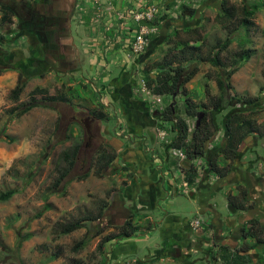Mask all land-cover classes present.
<instances>
[{"label":"rangeland","instance_id":"rangeland-1","mask_svg":"<svg viewBox=\"0 0 264 264\" xmlns=\"http://www.w3.org/2000/svg\"><path fill=\"white\" fill-rule=\"evenodd\" d=\"M222 1L58 0L57 5L64 2L69 7L75 5L70 17V40L60 41V44L72 52L75 68L81 65V70L66 73L69 70H56L60 59L65 68L66 57L62 50L58 52L50 47L45 51L42 47L44 41H56L49 37V30L56 29V25L50 20H47L48 24L43 18V14L51 15L48 11L51 3L45 10L40 5L45 0H0V5L13 7L16 2L12 23L9 27L0 26V32L11 34L6 38L8 40L0 39V193L16 190L10 199H0V264H185L176 258L180 255L176 248L169 252L171 257L156 254L164 247V234L156 228L159 225L157 220L162 219L167 211L193 218L194 235L189 238L201 243V249L212 244V249H218L215 239L218 243V239L228 244L236 242L240 222L235 226L229 220V216L233 218L235 215L230 209L228 195L238 196L239 184L247 185L251 192L250 207L243 215L245 221L256 217L261 219V228L264 226V138L256 134L248 136L232 162V171L225 177L211 173L207 163L209 157L226 143L223 123L226 115L234 110H258L255 113L258 122L264 119V91L261 89L264 87V0H228L235 6V17L230 20L223 16ZM184 2L197 11L194 14L183 12L181 4ZM245 7L255 8V24L250 28L243 22ZM152 8L153 17L146 21L152 31L146 35L144 51L137 53L134 51V35L141 27L134 16L136 13L145 15ZM164 13L170 16L166 20L162 19ZM190 37L199 38V41L189 40ZM228 39L230 46L221 53L224 65H216L211 58L217 51V43L222 45ZM182 40L200 46L191 53L186 51L187 60L183 62L188 70L196 65L198 72L178 94L165 93L162 96L153 93L144 78L145 70H152L151 74L155 76V68L166 66L164 63L171 59L172 66H177L182 54L175 44ZM242 49L249 50L252 55L240 62L238 71L229 79L234 89H222L217 81L226 78L233 62L240 58ZM44 63L46 67L42 65ZM124 63L130 75L118 95L134 102L132 106H126V114L122 111L121 99L113 101L115 91L108 81L119 76ZM20 71L26 86L19 100H15L11 91L17 84ZM122 78L126 79L127 74L122 73L113 79L117 88H120ZM126 88H129L128 93L124 90ZM61 92L76 109L90 111L101 103L106 105L102 143L103 146L112 144L119 156L101 175L96 173V168L102 149L91 153L83 147L80 160L76 162L77 168L69 169L68 155L84 136L81 128L71 126L66 138L61 132L59 138L63 140L53 143L61 112L46 96ZM237 96L261 98L248 106L238 103ZM187 98L196 102L201 112L209 111L207 123L213 116L217 124V128L212 126L210 129L214 135L204 144L205 155L193 161L200 171L197 183L193 185L186 182L184 172L192 160L181 151L168 149L174 133L157 128L162 123V112L171 102L178 103L182 116L194 127L198 117L191 118L186 114ZM127 99H124L126 105ZM29 100L35 101L34 107L25 114L20 113L18 104L23 105ZM143 102L148 106L147 110L140 112H144V119L139 120V115L134 116L141 111L140 103ZM155 110L159 112L156 115L153 114ZM147 120L153 125H148L144 134L130 130L131 124L142 122L146 125ZM130 144L132 150L140 154L143 151L152 162L157 171L155 181L162 180L170 193L159 201L158 208L149 211V218V213L144 210L150 204H140V198H134L129 190L137 175L136 170H140L136 163L138 158L133 157L137 153L122 152ZM128 159L133 160L132 166ZM186 159L188 162H184ZM173 160L178 163L172 164ZM147 168L148 172L151 168ZM66 170H70L68 176L59 182ZM86 170L88 174L84 175ZM137 180L141 181L140 178ZM168 182L179 188L177 194L170 190ZM191 191H194L193 197ZM196 193L200 196L196 197ZM203 201L214 205V214L228 223L229 226L223 227V236L217 237L218 228L212 225L204 231L196 229L207 226L204 224L211 218L210 213L196 215ZM87 215L91 218L83 221V227L71 233L63 232L64 224ZM239 217L234 220L239 221ZM131 218L138 226L137 235L113 238L105 243L103 250L99 248L107 236L119 235L120 226ZM81 239H85V244L76 250ZM251 255L252 264H257L264 255V243L256 252L251 250ZM215 259L197 250L191 260L193 264L222 263L218 257Z\"/></svg>","mask_w":264,"mask_h":264},{"label":"trees","instance_id":"trees-1","mask_svg":"<svg viewBox=\"0 0 264 264\" xmlns=\"http://www.w3.org/2000/svg\"><path fill=\"white\" fill-rule=\"evenodd\" d=\"M222 11L223 16L226 20H230L235 17V6L230 5L228 3V0L222 1ZM257 7V6H255ZM181 9L183 12H188L189 14H194L196 12L195 7H191L187 3L181 4ZM3 11V15H2ZM244 24L245 27L250 28L253 27L255 22L253 20V16L255 14V8L248 9L247 7L244 8ZM0 24L9 23L12 21V17L15 15V11L10 8V6L6 5H0ZM170 16L167 13H164L162 15V19L166 20ZM177 32V31H176ZM0 39H5L3 35L0 34ZM50 41V38L47 39ZM189 40H195L196 42L199 41V38H192L190 37ZM182 40L178 41L175 46L177 49L181 52V62L177 66H172L173 61L172 59L165 62L164 65L166 66H158L155 68V76H152V70L148 69L145 70L144 78L149 83V86L151 87V90L155 94H159L164 96L165 93H172V94H178L180 89L184 87L186 83L191 81L193 77L198 72V67L195 65L192 69L188 70L186 66L183 64L184 61L187 59L186 57V51L191 53L193 50L199 49L200 46L194 45V44H188L190 41ZM181 45H184L181 47ZM230 46V39L226 41L224 44H220V42L217 43L216 46V53L211 58L212 62L216 65H224L222 59H221V53L224 50H227ZM43 47V46H42ZM242 52H240V58L235 60L233 62L232 68L228 71L226 78L220 79L217 81L219 86L224 89L233 88L232 83L229 81V79L236 73L239 69L240 62L243 60L248 59L251 57L252 53L249 50L242 49ZM32 55V54H31ZM179 60V58H177ZM177 59L175 61H177ZM35 60V59H34ZM36 61V60H35ZM44 67H46V63L42 64ZM49 66V65H47ZM25 81H24V75L22 73L19 74L18 81L16 86L12 89L11 93L15 100H19L20 94L25 89ZM234 89V88H233ZM262 92L264 91V87H261ZM184 91L185 89L182 88ZM46 98L50 100L54 99H60L64 101L70 100L67 98L66 94L64 92H61L59 94H53L48 95ZM260 96H245V97H236L235 100L238 103H242L244 105H254L257 103V101L260 100ZM218 101V100H217ZM71 103V102H70ZM35 101L29 100V102L25 104H18V107L20 108L19 112L22 114H25L28 112L32 107H34ZM199 106L191 100L190 98H187L186 104H185V112L188 115V117L196 118L195 126L191 127V124L189 120H187L186 117L182 116V111L178 105V103L171 102L169 103V106L166 107V109L162 112V118L161 124L157 125L158 129H162L165 132L172 131L174 133V138L171 140V142L168 143V149H176L178 151H181L184 155H186L187 158L191 159L192 162L191 165L184 169L186 175L185 180L189 184L193 185L197 183V177L199 175V169L196 166V164L193 162L194 159L199 158L200 156L205 155V149L204 144L205 142L214 135L213 131L210 130L212 126H215L217 128V124L214 121V118L210 119V122L207 123L208 115L210 114L209 111H203L201 112L199 109ZM105 110L106 105L101 103L98 108H95V110H90V112L100 118L104 119L105 117ZM258 110H253L250 112H244L240 110H234L230 112L223 120L224 127L226 129V143L224 146H222L218 152H215L212 156L209 157L208 160V168L209 171L213 174H215L217 177H225L232 171V162L235 160V158L238 155V151L240 148V145L242 142L252 134L259 135L261 138H264V119L263 122H258V119L255 116V113H257ZM201 113H204L203 117H201ZM213 113V111H212ZM81 147V143L76 144L73 149L71 150V153L68 155L69 158V169H72L76 163L78 151ZM107 147V150L105 149ZM101 149L103 150L100 154V156L97 159V168L96 173L99 175L102 174V172L109 167L115 159L119 156L118 152L116 151V148L110 144L107 143L103 147L101 146ZM99 152V151H98ZM152 155L153 153L150 152ZM150 158V157H149ZM153 160V159H151ZM224 160L225 162L222 163L221 161ZM188 162V160H184V162ZM172 164H177L178 162L176 160H173L171 162ZM125 169H127V166H123ZM70 170L63 171L59 182H61L65 176L68 175ZM87 175V174H86ZM238 188V196H233L235 194H229V204L230 207H232L233 210H246L250 206H248L249 201V193L250 190L247 185H241L239 184L237 186ZM16 193L15 189H10L4 192L0 193V199L3 201H6L10 199L14 194ZM240 196V197H239ZM91 218L90 215L87 216H81L80 218L76 220H72L70 222H67L63 225V232L64 233H71L81 227H83V221ZM120 233L119 235H113V236H107L103 239V241L100 243L99 248L103 250L104 245L107 241H110L113 238L121 239V238H131L134 235H137L138 232V226L135 224L133 219H127L121 226H120ZM242 239L243 242L239 244L237 247H230L229 245L221 244L218 249H212L211 246H208L206 248L205 252L206 254H209L210 257L219 256V259L222 261V264H252L253 258L250 254V250H257V247L259 244L264 243V226L261 228V219L259 218H252L250 219L245 225L242 226ZM254 239V241H253ZM85 244V239H81L77 242L75 248L76 250L83 247ZM264 256V255H263ZM262 256V257H263ZM261 260H259L258 264H264V257Z\"/></svg>","mask_w":264,"mask_h":264},{"label":"crops","instance_id":"crops-1","mask_svg":"<svg viewBox=\"0 0 264 264\" xmlns=\"http://www.w3.org/2000/svg\"><path fill=\"white\" fill-rule=\"evenodd\" d=\"M111 25L113 27V23H111ZM111 50L113 52V47H111ZM80 66H78L75 69L69 70L66 73H70L71 71L75 72V71L81 70ZM125 66H126V63H124V65L121 69V73L119 74L118 77L111 78L108 81H111L113 91H115L113 93V95L116 96V98H113V101H118L121 99L120 102L122 103V107H123L122 111H123V113L126 114V112H125L126 106H132L134 102L130 99H127L126 97L120 98L118 95L119 92H121L120 90L123 87L122 85L125 83L127 84V82H128L127 80L129 78V75H130V73L127 71V69H125ZM62 71L64 72V70H61V72ZM122 73H126L127 78L126 79L125 78L120 79V88H117L113 84L114 83L113 79L119 78ZM124 90H126V92H127V90H129V88L128 89L126 88ZM124 99L128 100L127 105L124 103ZM140 106H141V111L139 110L138 114H135L134 117L136 118L137 117L136 115H139L140 116L139 120H142V119H144V116L142 115V114H144V112L143 113H140V112L147 110L148 105L146 102H143V103H140ZM147 121H146L147 122L146 125H144L142 122L131 124L130 130L135 134L139 133V132L144 134L143 130H147L146 127L148 125H153L151 120H147ZM122 143L124 144V141H122ZM130 145H128V147L126 149H124V150L121 149V150L124 154L129 153L131 155L132 153H134V154L137 153L133 157L138 158V161L137 162L135 161V162L139 164L140 170H136L137 175L133 179L131 187L129 190L133 194L134 198H140V204H141V202L144 204H147V205L150 204L148 209L144 210V211H146V213H149V214H147V217L149 218V217H151V214L149 211H152V210H155L156 208H158L159 207V201L164 199L167 196V194H170V193H168L169 190L167 188H164L162 180L159 182L155 181L157 171H156V169H154V167L152 166V162H150V160L147 159V157L145 156L143 151L141 152V154L139 151L135 152L134 150H132L133 148H131L133 145L132 144H130ZM126 158L127 157H125V159ZM127 161H128V163L130 162L131 166L133 165L131 163H134L133 160L128 159ZM151 166L153 168H151ZM147 167L151 168V169H149L148 172H147V169H148ZM148 173H151V174H148ZM137 178H140L141 181H138ZM168 183H169L170 190L171 189L175 190V193L177 194L179 188L176 185H174L172 182H168ZM140 192H141V195H139ZM190 194H191V197H193L195 195L194 191H191ZM199 196H200V193L199 194L196 193V197H199ZM206 204H207L206 201H203V203L199 207V211L196 213V215L199 213L204 215V214H207L208 212H210L211 215L212 214L214 215L213 220L218 222L217 228L220 227L221 225L219 223L222 222L221 217L219 215L214 214L213 211H210V209H208ZM158 218H159V215H158ZM234 219H237V218H232L231 216H229V220L233 221L235 226L237 225L238 222H240L242 225L245 223V218L243 216H240L238 218L239 221L234 220ZM192 220H193V218H189L188 216L182 217L178 214H174V213H171L169 211L166 212L165 216L162 219L157 220V223H159V225H157V223H156V225H157L156 228L161 229V231L164 234V241H163L164 247L160 253L156 252V254L159 256H161L163 254L164 257L165 256L171 257L169 255V252H172V250H174L176 248V252H179V254H180L176 258L181 259L185 264H193L194 262H192V260H191L193 253L196 252L197 250H202L204 252L206 250L201 249L202 244L199 242H196L194 240V238H192V239L189 238V237L194 235L193 230H192L193 228L191 226ZM231 221H229V222H231ZM239 227L241 228L240 225H239ZM217 231H218L220 236H223L225 233L222 229L217 230ZM198 234H200V233L198 232ZM205 255L208 256L209 254H206V252H205Z\"/></svg>","mask_w":264,"mask_h":264},{"label":"flooded vegetation","instance_id":"flooded-vegetation-1","mask_svg":"<svg viewBox=\"0 0 264 264\" xmlns=\"http://www.w3.org/2000/svg\"><path fill=\"white\" fill-rule=\"evenodd\" d=\"M42 2H44V1H42ZM57 2H58V0H54V2H53V0L51 1V0H49V1H47V0H45V3L44 4H40L45 10H46V8H47V6L51 3V6H50V8L48 9V11L51 13V15L48 17V15L46 16V14H43V18H44V20L48 23V24H50V22H51V24H55L56 26H55V28L56 29H51V30H49V37L50 38H55L56 39V41H53V42H50V43H45V41H44V44H43V49L45 50H47L48 48H52V49H58V52L60 51V50H62V54H63V56H65L66 57V59L64 60L65 62H63L64 63V67L65 68H63V66L61 65V59L59 60V61H57L58 62V64H59V69H56L57 71H61L62 69H65L66 71L67 70H72V69H75V63H74V61H75V58H73V54H72V52L71 51H69V50H66L64 47H65V45H62L61 46V44H60V41H62L63 42V40H65V39H69L70 40V36H71V32H69V30H71V22H70V17L72 16V13H73V9H74V3H73V5H70V7H69V5H68V3L67 2H64L63 3V5H61V4H59V5H57ZM55 3V4H54ZM3 5H6V6H10V8H12V10H14L15 11V13H16V2H14V6L15 7H13V6H11V5H7V4H3ZM39 9H36V11H38ZM1 15V14H0ZM2 15H3V11H2ZM1 15V16H2ZM14 17H15V15L12 17V19H14ZM47 20H50V22L49 21H47ZM9 23H12V21L11 22H9ZM9 23H4V24H0V26H4V25H7L6 27H9L8 25H9ZM49 29V28H48ZM65 31V32H64ZM0 34L1 35H3L4 36V38H5V40H8V39H6L7 37H9L11 34H10V32H8V31H6L4 34L2 33V32H0ZM13 34V33H12ZM15 36H16V32H15ZM4 40V39H3ZM65 43V42H64ZM45 50V51H46ZM55 50V51H56ZM74 53V52H73ZM62 54H60V56H62ZM47 58H49L48 56H47ZM53 60V58H51V61ZM49 64V63H48ZM51 64V63H50ZM52 65V64H51ZM52 67H53V65H52ZM20 73H22V71H20ZM25 73V72H24ZM53 95V94H52ZM50 103H55V109H59V111L61 112V118H62V114L63 113H66L65 114V116H64V119L65 120H67V119H69L71 116H73V112L70 110V107H72L75 111H80V110H83V109H76L75 108V106H73L69 101H64V100H60V99H52V100H50L49 101ZM90 112V111H89ZM159 112L158 111H153V114L154 115H156V114H158ZM60 118V119H61ZM98 118V117H97ZM60 119H58V125L55 127V129H56V132H55V134H54V137H53V140H56V141H61V140H63V139H60L59 138V135H60V133L61 132H63L64 133V131H63V129H59V123H60ZM74 125H76V126H78L79 128H81L82 130H83V127L78 123V122H72V123H70L69 124V127H68V129H67V131L69 130V128L71 127V126H74ZM67 131H66V133H65V135H63L64 136V138H66V136H67ZM83 134H84V130H83ZM83 140H84V136H83V139H82V141L81 142H79V143H81V145L83 144ZM78 144V143H77ZM106 144V143H105ZM76 145V144H75ZM74 145V146H75ZM102 147H103V143H102V145H101ZM101 148V147H100ZM100 150V149H99ZM98 150V151H99ZM251 198V197H250ZM210 207L212 208V210L213 211H215V208H214V206L213 205H210ZM226 226H229L228 225V223H226ZM215 238V237H214ZM178 249V248H177Z\"/></svg>","mask_w":264,"mask_h":264},{"label":"water","instance_id":"water-1","mask_svg":"<svg viewBox=\"0 0 264 264\" xmlns=\"http://www.w3.org/2000/svg\"><path fill=\"white\" fill-rule=\"evenodd\" d=\"M70 110L73 112V116L65 120L64 116L66 113H63L62 114L63 116L60 119L59 129H63L64 133H66L69 124L72 122H78L83 127L84 140H83V144L81 145L78 151L77 160H76V162H78L80 160V154L83 151L82 150L83 147L88 148L87 151L89 150L91 153L95 152L96 150H99V148L101 147L102 141H104L103 120L97 118L91 112L86 110L75 111L72 107H70ZM203 115L204 113H201V117H199L198 123H200V119L203 117ZM56 142L57 141L54 140L53 143ZM76 164L77 163H75L73 167L75 169L77 168Z\"/></svg>","mask_w":264,"mask_h":264},{"label":"clouds","instance_id":"clouds-1","mask_svg":"<svg viewBox=\"0 0 264 264\" xmlns=\"http://www.w3.org/2000/svg\"><path fill=\"white\" fill-rule=\"evenodd\" d=\"M146 21L147 20H145V23H140L141 25H147L148 23H146ZM138 25H140L139 24V22H136ZM141 25H140V27H141ZM110 142V141H109ZM174 150H176V149H174ZM178 151V150H177ZM86 174H88V173H86ZM86 174H84V175H86ZM251 193V192H250ZM249 193V194H250ZM210 205L211 204H207V207H208V209H210V211H213L212 209H211V207H210ZM214 206V205H213ZM214 208H215V206H214ZM216 209V208H215ZM230 209H231V211L233 212V215H235V216H233V218H235V217H239V216H243V215H245V214H247V211H248V209L249 208H247L246 210H233L232 209V207H230ZM214 212V211H213ZM208 213H210V212H208ZM260 213V212H259ZM210 215H211V213H210ZM213 218H214V215L212 214L211 215V218H209L208 219V221H207V223L206 224H204V225H207V226H203V228H201V227H196V229H202V231H204V229L206 228V227H210L211 225V227H216L217 228V225H218V222L217 221H215V220H213ZM251 219V217L249 218V219H247L246 221H245V223L243 224V225H245L249 220ZM222 220V219H221ZM217 222V223H216ZM214 223H216L215 225H213ZM221 226L220 227H218V229L217 230H223V227L224 226H226V223H224V221L222 220V222H220L219 223ZM192 225H194V223L191 221V226ZM241 223H240V226H241V228H240V235L238 236V238H237V240H236V242H233V243H236L235 245L231 242L230 244H228V243H226V241L225 242H223L221 239H218L219 241H220V243H218V241L215 239L214 240V242L215 243H217L218 244V246H220L221 244H225V245H229L230 247H232V248H234V247H237L239 244H241L242 242H243V239H242V226H243ZM192 228H193V226H192ZM225 232V231H224ZM216 234H217V237L219 236V233H218V231H216ZM226 237V236H225ZM253 241H254V239H253ZM213 245V244H212ZM212 245H210V246H212ZM259 246H261V244H259L258 245V247ZM258 247H257V250H258ZM256 249H254V252H256L257 251ZM250 254H251V250H250ZM218 258H219V256H217ZM217 257H215V258H217ZM252 258H253V256H252ZM215 260H217V259H215ZM220 260V259H219ZM256 261V260H255ZM258 262L259 261H257V264H258ZM222 264V263H221Z\"/></svg>","mask_w":264,"mask_h":264},{"label":"built area","instance_id":"built-area-1","mask_svg":"<svg viewBox=\"0 0 264 264\" xmlns=\"http://www.w3.org/2000/svg\"><path fill=\"white\" fill-rule=\"evenodd\" d=\"M151 12L149 11H146V14H141V13H136L134 18L137 22L140 23H145V20L147 19H151V17H153L152 15V11H153V8L150 10ZM141 25V24H140ZM154 30V28H153ZM150 31H152L151 29L148 28L147 25H141V28L138 32V34L136 33L134 35V38H135V42H134V51L139 53V52H142L144 51L145 47H146V42H147V38H146V35L148 33H150Z\"/></svg>","mask_w":264,"mask_h":264}]
</instances>
